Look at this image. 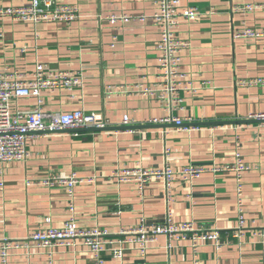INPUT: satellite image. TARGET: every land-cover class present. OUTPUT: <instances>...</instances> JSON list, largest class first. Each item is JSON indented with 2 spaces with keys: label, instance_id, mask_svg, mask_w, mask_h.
Masks as SVG:
<instances>
[{
  "label": "crops",
  "instance_id": "1",
  "mask_svg": "<svg viewBox=\"0 0 264 264\" xmlns=\"http://www.w3.org/2000/svg\"><path fill=\"white\" fill-rule=\"evenodd\" d=\"M28 1L0 0V8L20 7ZM57 1L77 8L79 18L72 24L39 25L0 19V73L16 70L27 78L37 64H45L52 71L81 75L82 87L45 93V110L97 112L109 127L97 132L31 134L27 161L5 166L0 176V236L22 240L48 227H62L72 200L62 187L43 182L74 174L79 180L73 200L79 228L101 230L107 241L138 238L120 233L166 222L164 185L152 181L139 197L136 184L113 181V174L135 168L158 170L166 164L175 170L232 165L240 153L250 168L241 197L234 171L206 174L190 184L177 182L170 209L175 224L220 234L221 250L211 242L201 245L202 264H264L257 237L264 230V123L219 124L264 114V86L240 85L264 80V39L235 38L237 32L264 28V0H180L184 8L198 12L178 30V36L189 43L182 71L197 88L195 93L182 92L181 111L172 112L187 120L181 130L175 125H149L152 119L166 118L169 111L155 97L140 93L156 81L157 30L147 24L112 26L106 21L112 14L151 15L160 0ZM247 5L254 7L253 12H234ZM115 34L119 41L113 49ZM109 87L114 89L111 96L106 94ZM16 109L32 111L35 100L23 99ZM125 115L129 126L123 125ZM211 123L219 125H204ZM241 205L253 228L239 240L234 233ZM191 244L159 236L146 259L130 244L123 260L115 259L107 244L102 258L105 264H193ZM9 264L49 262L46 255L21 251L11 256ZM53 264L94 262L79 242L55 248Z\"/></svg>",
  "mask_w": 264,
  "mask_h": 264
},
{
  "label": "built area",
  "instance_id": "2",
  "mask_svg": "<svg viewBox=\"0 0 264 264\" xmlns=\"http://www.w3.org/2000/svg\"><path fill=\"white\" fill-rule=\"evenodd\" d=\"M264 10V6L262 7ZM254 7L247 5L236 7L235 13H251ZM198 12L194 8H184L180 0H160L156 11L151 14H125L117 16L112 14L106 17V21L114 26L137 23L151 25L158 32L156 49L158 52L157 77L155 83L140 93L143 96H153L169 114L164 119H152L149 125H175L179 130L187 120L175 117L172 112L181 111L182 92L195 93L197 88L182 71L183 55L189 48V43L178 36L180 24L183 21H191ZM79 18V10L71 5L59 4L57 0H29L20 7L0 8V19H11L16 22L39 24H72ZM119 36H113L111 48H115ZM236 39H264V28L260 30L246 29L235 34ZM81 75L68 71H52L45 64H37L34 71L23 78L16 70H5L0 73V176L4 167L13 163L26 162L29 158L27 140L34 133H58L64 131H85L91 129L105 130L109 123L97 112H87L82 109L68 112H47L45 110V93L65 90L72 92L75 88L82 87ZM240 85L264 86L263 79L252 82H240ZM107 96L114 94V89L106 90ZM23 99H34L35 109L22 111L16 109L17 103ZM250 120L264 121V114H259ZM123 125H131L128 115L123 117ZM167 152V151H166ZM234 171L237 174V191L242 196L243 178L250 168L243 164L241 154L237 153L236 162L230 165L213 167L187 166L175 170L165 165L158 170H145L143 168L124 169L116 172L111 180L119 183H134L137 186L139 197H142L145 188L152 181H160L164 185L167 202V217L163 225L142 224L138 229L122 232L121 237L137 235L138 238H120L115 241H107V233L101 230L85 231L79 228L76 217L75 187L79 183L76 175L68 177L53 176L44 180L43 184L49 187H62L67 196L72 200L68 207L67 216L62 227H48L39 230L22 240H12L0 236V264H9L11 256L18 252L24 255H46L49 264H53V250L65 246H75L79 242L89 249L94 264H105L102 253L106 251V245L112 246L113 256L117 260L125 257L126 245L135 244L143 259L147 258L150 246L159 236H167L169 239L191 241L193 264H202L199 258L200 247L206 242H211L219 251L223 242L217 230L197 231L192 224L177 225L173 220L170 195L173 186L178 183H188L206 174ZM239 203L241 201L239 200ZM253 228L249 224L246 212L239 207L238 223L234 236L241 240L246 230ZM263 245L264 260V230L257 234ZM142 264H146L142 263Z\"/></svg>",
  "mask_w": 264,
  "mask_h": 264
},
{
  "label": "water",
  "instance_id": "3",
  "mask_svg": "<svg viewBox=\"0 0 264 264\" xmlns=\"http://www.w3.org/2000/svg\"><path fill=\"white\" fill-rule=\"evenodd\" d=\"M255 123H264V121L261 120H241V121H234V122H219V124L225 125V124H230V125H244V124H255ZM218 123H211V124H204V125H219ZM203 124H199L198 126H202ZM108 129V128H106ZM85 131H104L100 129H91V130H85Z\"/></svg>",
  "mask_w": 264,
  "mask_h": 264
}]
</instances>
